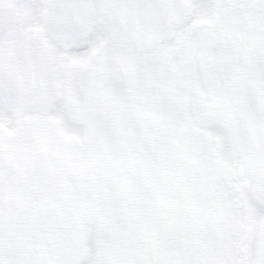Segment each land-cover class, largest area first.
Instances as JSON below:
<instances>
[{"label":"snow or ice","instance_id":"6c2138e0","mask_svg":"<svg viewBox=\"0 0 264 264\" xmlns=\"http://www.w3.org/2000/svg\"><path fill=\"white\" fill-rule=\"evenodd\" d=\"M0 264H264V0H0Z\"/></svg>","mask_w":264,"mask_h":264}]
</instances>
